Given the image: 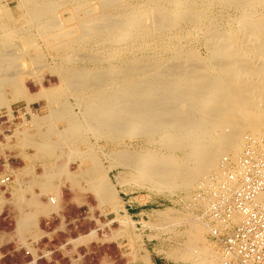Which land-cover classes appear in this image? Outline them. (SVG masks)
<instances>
[{
  "label": "bare ground",
  "instance_id": "bare-ground-1",
  "mask_svg": "<svg viewBox=\"0 0 264 264\" xmlns=\"http://www.w3.org/2000/svg\"><path fill=\"white\" fill-rule=\"evenodd\" d=\"M154 1L151 0L146 3L147 5L141 3L143 6L138 4L140 7L134 5L136 8H128V10L124 9V0H98L94 5L82 1L83 4L79 8H62L54 2L47 1L33 4L30 1L23 6L26 8L25 12H19L18 15L10 14V10L5 7L7 19H10L15 26L9 27L4 32L0 31L4 48L10 47L13 38L21 35L19 30L25 24L35 25L41 34L59 39V41L56 40L58 42L50 44L51 48H49L51 53L59 56L57 57L59 64L53 68L52 72L59 73L61 85L58 88L42 86L36 96L29 95L22 84L20 64L17 62L18 54L13 53L17 57L16 61L13 55L11 56L12 53L7 52L9 48L1 50L0 108L6 107L12 118L11 104L13 102L24 100L30 104L43 98L52 105L59 102L58 97L61 96L62 89L64 90L65 87L68 92L74 94L77 105L83 112V122L76 118L77 115H73L72 107L68 109L70 107L58 105L62 108L57 107L51 114L44 116L33 113L28 108L31 112V123L36 121V134L25 132L23 140L20 141L31 143L38 150H45V148L50 150L48 140H45L43 144H33L31 137L41 136L45 139L47 133L54 132L61 135L64 138L63 141L68 143L72 156L73 152L80 154L77 148L74 149L72 142L74 145L81 142L82 135L85 136L84 132L92 131L91 133L98 138L111 142L112 146L109 149L110 152L106 154L108 159L106 167L102 166L99 159L90 153L85 154L82 160L85 170L81 178L92 182L99 196L109 194L111 199L115 198L116 183L111 181L110 174L114 170H124L127 171L132 182L149 183L159 191L186 193L197 187L191 202L203 208L207 207L208 202L197 196L199 190L217 192L216 183L225 179L230 170V164L237 162L246 150L253 148L258 153L264 152V146L261 143V135L264 132V0H207L215 3V6L219 4L237 12V17L232 20L235 27L230 28L224 27L220 23L221 20H216L215 14L212 18L210 16L212 9H209L210 13L204 9L206 3L201 2L202 0H169V9ZM229 19L231 20V17ZM147 20H152L155 29L165 33L171 32L178 26H184L185 33H188L193 40L198 38L195 40L204 44L206 56L199 55L196 48L181 47L178 43H171L167 55H143L127 58L118 63L113 62L107 66L93 55L79 58L67 53L68 49L73 51L71 49L74 48L75 42L82 40L106 38L107 41L108 39L114 41L116 39V43L122 45L123 42L116 38V34L121 29L126 31L122 32L124 35L128 34L127 41H124L125 45L130 48L138 47L139 41L141 42L142 38L144 39L150 33L147 27L145 29ZM227 26L229 27V23ZM171 36L176 35L171 34ZM29 42H32V39ZM127 52L130 51L127 50ZM32 53L28 56H34L32 61L41 67L37 74L42 75L40 69L44 66V61L40 51L37 49ZM74 63H81V65L74 67ZM34 75L36 74L27 76ZM4 86L12 88L11 100L7 99L5 93L1 91ZM60 104L64 105L62 102ZM53 116L58 120L60 118L68 120L67 127L59 131L53 128L51 123L46 132H40L41 122L50 123ZM23 120L25 124H29L25 121L26 119ZM52 149L50 151H55V148ZM224 155L227 158L226 163ZM68 175L72 180L73 175L70 172ZM124 181L128 182L117 177L118 184ZM57 196L58 194H55L51 197V204L56 205L59 199ZM198 221L202 225L199 226V223L191 229L188 235L189 247L187 245L188 248L185 246L186 249L170 256L175 261L190 260L194 264H221L220 250L217 249L216 252L213 248L195 245L191 241V237L202 234L204 228L208 232L206 224L199 219ZM95 237H97L96 230L79 238L70 239L68 244L77 246ZM145 259L147 263L150 261L148 256H145Z\"/></svg>",
  "mask_w": 264,
  "mask_h": 264
},
{
  "label": "rangeland",
  "instance_id": "rangeland-1",
  "mask_svg": "<svg viewBox=\"0 0 264 264\" xmlns=\"http://www.w3.org/2000/svg\"><path fill=\"white\" fill-rule=\"evenodd\" d=\"M43 1L44 2L47 1L49 3L54 2L55 5L58 4V6L60 7L62 6V8H68V7L69 8H76V7L79 8L81 7L83 3L94 5L95 3H97L98 0H85V2L84 0H63V1L62 0L60 1L59 0H53V1L51 0H41V1L40 0H28V1L27 0H0V31L4 32L5 30H8L9 27L15 26L14 24L11 23L10 19L9 20L7 19L8 17L6 16L5 10H4L5 7L6 9L8 8V10H10V14L18 15L19 12L20 13L25 12L26 8L23 7L24 4H28L29 2L33 4L38 3V2L43 3ZM82 1L83 3H81ZM144 1L145 0H142V1L141 0H124V9L126 8L127 10L128 8L133 9L136 7L143 6L141 3L143 4L145 3L144 5H147L146 3L151 2V0H146L145 2ZM134 2H136L137 5ZM154 2L160 3L163 7L167 9L170 8V5H169L170 3H168L169 0L167 1L166 0H160V1L155 0ZM201 2L206 3L204 9H206L209 13L211 9H212L211 13H213L214 11L213 14L210 13V16L212 18L215 16V19L217 18L216 20H221L220 23L224 25V27L226 28L235 27L234 21H232L237 17V12L235 10L233 11L232 9L224 8V6H221L219 4H216L215 6V3L214 4L210 3L207 0H202ZM73 5H75V7ZM134 5L136 7H134ZM123 13L125 14L126 12H123ZM228 17L229 18L231 17V20ZM147 21H146L147 24L145 23V29L147 27L148 31L150 30L149 31L150 33L148 32L149 34L146 35L144 39L142 38L141 42L139 41V45H138L139 48L137 46L130 48L127 45H125L124 41H127L128 34L125 33L124 35L123 33L126 31L124 29H121L119 31L120 33L118 32L116 34L117 35L116 38L120 42H123L122 45H119V43L117 44L116 39H114V41L111 39H108L107 41L106 38L91 39L89 41L82 40V41L75 42L74 48L72 47L71 49L73 51H70L68 49L67 53H70L71 55L77 56L79 58L92 57L93 55V57L96 56V58L104 62L103 64L104 66H107L113 62L118 63L121 60H124L127 58L141 57L143 55H147V56H150V55L157 56L161 54L167 55L170 50L169 48L171 46V43H178V45L180 44L179 46L181 47L183 46V47L192 48V49L196 48L195 50L198 51L199 55H201L202 57L206 56V50L204 48L205 47L204 44L199 40L196 41L198 38L197 39L194 38L193 40V38L190 35H188V33H185L183 30L184 26L176 27L174 29L175 33H174V30H172L171 32L165 33L163 31L156 30L155 27L153 26L152 20H147ZM227 22L229 23V27L227 26L228 25ZM6 24H7V27H6ZM22 29H23V32H22ZM177 29H180V30H177ZM19 31L21 32V35L20 36L17 35L13 38L12 44L10 45V47H7L9 48V50H7L6 47L4 48V42H2L3 38L2 36H0V42H1L0 51L7 50L8 53L10 54L12 53L11 56L13 55V53H15L16 55L18 54L17 57L19 58L18 59L19 61L15 59L17 58L16 55H13V58L18 62V64H20L19 71L21 70L20 73L22 75L21 76L22 84L26 92L31 96H36L39 93V91H41L42 86L45 88H50V87L58 88L61 85V77L59 73L54 72L55 73L54 74L52 71H53V68L59 64V59L57 58L59 56H56L54 53H51L50 48H51V45L54 44L55 42H58L59 39L55 37H48L46 35L41 34L39 31V28L31 24L29 25L25 24L24 27L23 28L21 27V30ZM1 32H0V35H1ZM171 34L176 35V36H171ZM180 35L182 36L180 37ZM31 39H32V42H29L31 41ZM153 39H155V41ZM44 42L47 44V46H45L46 44ZM83 42L84 44L86 42L87 43L84 45ZM93 42L95 44H93ZM29 44L33 46L31 47L29 46ZM111 46H113L114 48ZM164 47L165 49H163ZM142 48H144V50ZM37 49L38 51H40V55L42 56L43 61H44V66L41 65L42 69L44 70L40 69V72L42 73V75L40 73L37 74L39 72L38 71L39 68L41 67L40 65H37L36 63L32 61L34 60V56H30V57L28 56V54L29 55L34 54L32 52H34L35 50L37 51ZM96 50H98L99 52ZM115 50L116 52H114ZM127 50L130 52H127ZM25 51H26V54H24ZM109 52H111V54ZM49 54H51V56H49ZM80 65L81 63L73 64L74 67H78ZM44 67H46V69ZM47 67L52 68V69L49 70ZM50 73H53V74H50ZM32 74H36V75L29 77ZM37 77L39 79H37ZM39 80L41 81L39 82ZM4 87H2L3 90L1 89V91L5 93L7 99L11 100L12 97L10 96V93L12 92V88L10 86H4ZM73 97H74V94H72L71 92H68V89H65L64 87V90L62 89L61 96L58 97V99H60L59 100L60 103L62 102L64 103V105H67V106L60 104L59 102L53 103L51 105L47 103V101L43 98H41V100L33 101L30 104H28L24 100H18V101L13 102L11 106H12V109L16 106H28V105L32 106L35 110L38 111V114L40 116L51 114V112L57 107H60V108H62L61 106L65 108L70 107L68 109H71L72 107L71 111L72 113H74L73 115H77L76 118L78 117V119L83 122V112L80 110L79 105H77L78 103L76 102L75 97L74 98ZM53 105H55V107ZM58 105H61V106H58ZM5 112H7V114L9 115L8 109L6 107H1L0 114H3ZM53 117L54 118L51 119L50 123L47 121L41 122L40 125H41V129L43 132H46L48 130L51 123L53 125V128L58 129L59 131H63V129L67 127L68 120L66 119L61 120V118L58 120L55 118V116ZM25 121L29 122V124H25L24 120L22 121V123L18 120L15 122V124L12 123L11 133H5V135L3 134V132L6 127L0 126V148H5L8 146H11V147L16 146L22 152L23 160H24L23 162L25 161L27 162L28 159H31L29 162H27L28 164H30L28 168L35 170L38 168L37 162H39V160L43 159L44 157H48L49 154H46L48 150L38 151L34 146H32L31 143H23V141H20L21 139L23 140V136L25 132H29L30 134H36V129H37L35 125L36 121L34 123H31L32 118H29V117ZM45 122H47L48 124ZM38 125L39 124H37V126ZM91 132L92 131L84 132V135L86 137L82 135L81 142L79 143L77 142L75 143V145L72 142V146L74 147V149L77 148L80 154H76L75 152H73L71 156L69 153L70 148H68V145L59 147L55 151L61 150V151L68 152V156H69L68 157V173L70 172L73 175L72 180L71 178H68V201H69L68 206L73 208L72 209L73 211L68 210V241L70 239L79 238L81 235H87L95 230H96L97 237H95V239L93 238L90 239L91 241L87 240L88 242L85 241L83 243H80L77 246L73 244H68V254L65 251L64 252L61 251L57 253L56 255H53L51 259L50 258L44 259L41 262V264H67V261H68V264H194L190 260L175 261L174 259H172L170 254L172 255L176 252L179 253L182 249H186L187 245L189 247L190 240H189L188 235L189 233H191V229L198 226L199 223H200L199 226L202 225V223L198 221V213L200 212L201 208H199L195 203L193 204L191 202L192 196H194L195 192L197 191L196 189L197 187H195V189L193 190L186 191V193L181 192V191H176L174 193H169L168 191L165 192V190L159 191L156 188H153L149 183L137 184L135 182H132L131 177H129V175L127 174V171L114 170L111 172L110 178L114 184L116 183L114 189H115V193H117L115 194V198L116 199L118 198L117 199L118 201L115 198L111 199L109 197V194L99 196L98 193L95 191V188L93 186L94 184L88 181L86 178H83V177L81 178V174L85 170L82 160H84L83 157L85 156V154L90 153L91 155L93 154V156L99 159L100 164L102 166L106 167L108 166V159H107L106 154L110 152L109 149H111L112 146H111V142H109L108 140L104 138L100 139L94 133H91ZM51 133L52 135L47 136L45 140L46 141L48 140L47 142L53 144L57 139V136H55L54 134H57V133H54V132H51ZM31 139L33 140V142L34 141L40 142L41 138L38 136H33L31 137ZM29 141L31 142L30 139ZM91 150H92V153H91ZM81 152L84 154H82ZM117 177L118 178L120 177L123 180L124 179L128 180V182L124 181V183L118 184ZM2 178L3 177H0V181ZM129 180L132 183L129 182ZM73 182L77 184H74ZM5 194H6V190L0 184V212L2 209V204L5 202V198H4ZM104 199L106 201H104ZM110 200L112 201L114 200V201L111 202ZM115 201H117L118 203L117 202L115 203ZM4 225H6V220L0 217V230L4 229ZM191 241H193L195 245L207 247L210 249L213 248L214 250H216V252L219 250V247L208 238V232L206 228H204V230L202 231V234L193 235L191 237ZM66 255H68V258L66 257ZM145 256L149 257L150 261L148 263L145 259ZM25 261L26 260L24 258L23 253H20L18 251H8L5 248L0 251V264H23Z\"/></svg>",
  "mask_w": 264,
  "mask_h": 264
},
{
  "label": "built area",
  "instance_id": "built-area-1",
  "mask_svg": "<svg viewBox=\"0 0 264 264\" xmlns=\"http://www.w3.org/2000/svg\"><path fill=\"white\" fill-rule=\"evenodd\" d=\"M28 108L38 113L32 106H16L12 118L7 112L0 114V126L6 127L4 135L11 133L12 123L31 117ZM261 143L264 146V132ZM224 180L216 183L217 192H197L201 200L208 202L198 213V219L206 224L208 238L219 247L221 264H264V152L246 150L237 162L230 164ZM11 182V177L5 176L0 184L6 187ZM22 250L26 260L23 264H41L44 259L64 252V247L36 243L22 246Z\"/></svg>",
  "mask_w": 264,
  "mask_h": 264
},
{
  "label": "crops",
  "instance_id": "crops-1",
  "mask_svg": "<svg viewBox=\"0 0 264 264\" xmlns=\"http://www.w3.org/2000/svg\"><path fill=\"white\" fill-rule=\"evenodd\" d=\"M40 132H43L41 127ZM50 135L52 133L49 132L46 137ZM38 137L41 138V141H34L33 144L45 143V139H42L41 136ZM63 139L61 135H58V139L53 143L54 147L48 142V148L54 150L56 145L57 148L67 145L68 143ZM58 145L60 146L58 147ZM50 150H48L49 153H46L49 154L48 157L40 159L37 162L38 168L33 170L28 168L30 164L27 163L31 159L23 162L22 152L16 146L0 148V177L9 176L12 179L9 185L3 186L6 194L0 217L6 220V225H4V229L0 230V251L5 248L8 251L23 253L22 246L29 247L36 243H42L50 248L63 246L64 251L68 254V210L73 211V208L68 206V178H70L68 175V152ZM38 151H43V149ZM55 194H58L59 198L56 205L50 202L51 197ZM66 257L68 258V255Z\"/></svg>",
  "mask_w": 264,
  "mask_h": 264
}]
</instances>
